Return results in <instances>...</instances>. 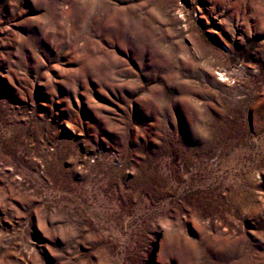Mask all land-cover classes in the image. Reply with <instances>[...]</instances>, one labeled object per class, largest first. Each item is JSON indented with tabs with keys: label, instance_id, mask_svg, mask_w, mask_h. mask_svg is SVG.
Returning a JSON list of instances; mask_svg holds the SVG:
<instances>
[{
	"label": "rangeland",
	"instance_id": "rangeland-1",
	"mask_svg": "<svg viewBox=\"0 0 264 264\" xmlns=\"http://www.w3.org/2000/svg\"><path fill=\"white\" fill-rule=\"evenodd\" d=\"M0 264H264V0H0Z\"/></svg>",
	"mask_w": 264,
	"mask_h": 264
}]
</instances>
